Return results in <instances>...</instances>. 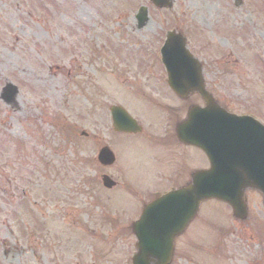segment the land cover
<instances>
[{"label": "rangeland", "instance_id": "obj_1", "mask_svg": "<svg viewBox=\"0 0 264 264\" xmlns=\"http://www.w3.org/2000/svg\"><path fill=\"white\" fill-rule=\"evenodd\" d=\"M141 5L150 22L137 31ZM173 28L203 62L215 99L264 123V0H175L170 10L149 0H0V92L7 82L18 88L11 104L0 101V264H130L139 198L172 186L151 150L112 132L108 107L125 106L147 134L163 130L156 104L183 105L164 91L154 58ZM103 145L116 154L107 169L96 162ZM186 157L205 167L201 152ZM102 173L118 187L105 190ZM247 196L243 223L221 202L201 205L179 241L183 264L264 257V207L256 192Z\"/></svg>", "mask_w": 264, "mask_h": 264}, {"label": "water", "instance_id": "obj_2", "mask_svg": "<svg viewBox=\"0 0 264 264\" xmlns=\"http://www.w3.org/2000/svg\"><path fill=\"white\" fill-rule=\"evenodd\" d=\"M158 7H169L171 0H151ZM236 5L241 0H235ZM140 29L148 21L147 10L141 7L137 16ZM162 62L168 73V83L180 96L189 91H197L202 96L205 110L217 108L209 95L204 92L199 78V67L185 49L184 40L174 33L167 35V41L161 49ZM194 79L193 81H191ZM184 87V91H182ZM186 87V88H185ZM17 90L7 84L1 93V99L11 104ZM113 127L116 131H131L134 121L118 107H111ZM191 111V116H194ZM192 126V127H191ZM195 124L190 122L186 126L189 139L183 141L203 149L209 159L210 167L194 173L191 181L184 187L171 191L152 202L142 212L140 219L132 226L137 237V252L132 257V264H168L172 255V242L186 225L196 215L201 202L207 199H218L228 203L236 217L245 216L243 192L247 188L256 189L262 194L264 204V128L257 131L254 128L232 130L235 138L228 136V130L213 125L203 124L195 136ZM238 142H242L239 145ZM231 150V156L225 153L226 148ZM232 146V147H231ZM236 153H233V150ZM216 151H220L218 153ZM103 165L113 163V154L103 148L98 155ZM103 185L110 188L113 184L103 177Z\"/></svg>", "mask_w": 264, "mask_h": 264}, {"label": "flooded vegetation", "instance_id": "obj_3", "mask_svg": "<svg viewBox=\"0 0 264 264\" xmlns=\"http://www.w3.org/2000/svg\"><path fill=\"white\" fill-rule=\"evenodd\" d=\"M199 101L200 99L194 95H191L183 100L182 103L184 105V108H173L175 111L182 112L180 115L175 116L174 118L173 116L169 115L171 112H173V109H169L167 105L163 106L161 109L165 124L163 130L161 132L159 131L160 133L158 134H147L145 133V131H143V129L140 133L137 134H122L127 136L128 138H133L129 143L134 142L139 144L141 148H146L148 151L151 150L153 152L151 162H156V164L159 166L158 171L156 172L157 175H167L168 178L172 180L173 185H175V180H180L183 183L186 182L193 172L192 170H189V168H187L186 163V151L188 148L192 149V147H188L179 140L176 134V128L178 124L186 117L189 107L197 104V102ZM167 149L170 152L168 153V156H166V159L164 161V158H162L161 156V150L165 151ZM165 165L168 167V171L164 169ZM183 183H180V185H182ZM117 187L118 182L116 186L112 188V190L116 189ZM157 196L158 194H153L151 199L147 202L152 201ZM147 202H142V206H144ZM179 241L180 237H177L174 240V253L170 264H183V262L190 261L189 254L179 247ZM241 255L242 254H240L239 257H235L236 255L230 254L228 260L230 261V263L235 262V264H264V257L262 256V254H255L253 258H249V261L248 259L241 258ZM213 262L214 264H218L215 261Z\"/></svg>", "mask_w": 264, "mask_h": 264}]
</instances>
